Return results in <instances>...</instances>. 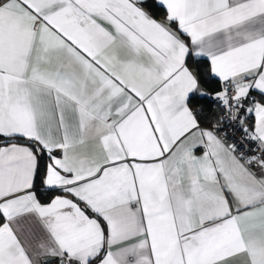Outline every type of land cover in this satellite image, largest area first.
<instances>
[{"label": "snow or ice", "instance_id": "1", "mask_svg": "<svg viewBox=\"0 0 264 264\" xmlns=\"http://www.w3.org/2000/svg\"><path fill=\"white\" fill-rule=\"evenodd\" d=\"M0 264H264V0H0Z\"/></svg>", "mask_w": 264, "mask_h": 264}, {"label": "trees", "instance_id": "2", "mask_svg": "<svg viewBox=\"0 0 264 264\" xmlns=\"http://www.w3.org/2000/svg\"><path fill=\"white\" fill-rule=\"evenodd\" d=\"M154 15H155V17L157 19H163V12L162 11L161 12L154 13Z\"/></svg>", "mask_w": 264, "mask_h": 264}, {"label": "crops", "instance_id": "3", "mask_svg": "<svg viewBox=\"0 0 264 264\" xmlns=\"http://www.w3.org/2000/svg\"><path fill=\"white\" fill-rule=\"evenodd\" d=\"M156 18V17H155ZM157 19V18H156ZM158 20H160V19H158Z\"/></svg>", "mask_w": 264, "mask_h": 264}]
</instances>
